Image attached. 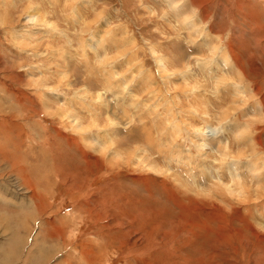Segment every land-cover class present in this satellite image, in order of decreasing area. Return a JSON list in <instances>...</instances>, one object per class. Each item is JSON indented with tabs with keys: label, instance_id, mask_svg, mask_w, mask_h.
Here are the masks:
<instances>
[{
	"label": "rangeland",
	"instance_id": "obj_1",
	"mask_svg": "<svg viewBox=\"0 0 264 264\" xmlns=\"http://www.w3.org/2000/svg\"><path fill=\"white\" fill-rule=\"evenodd\" d=\"M0 264H264V0H0Z\"/></svg>",
	"mask_w": 264,
	"mask_h": 264
}]
</instances>
